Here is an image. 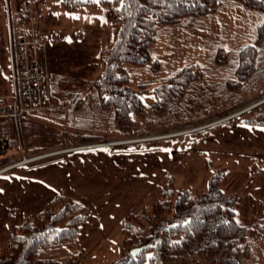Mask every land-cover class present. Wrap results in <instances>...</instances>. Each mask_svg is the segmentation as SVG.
I'll use <instances>...</instances> for the list:
<instances>
[{"label": "trees", "instance_id": "16d2710c", "mask_svg": "<svg viewBox=\"0 0 264 264\" xmlns=\"http://www.w3.org/2000/svg\"><path fill=\"white\" fill-rule=\"evenodd\" d=\"M231 1L256 15L252 40L238 48L218 45L210 57L211 67L207 72L197 62L178 67L153 86L154 100L143 105L139 92L147 89L148 83H140V90L133 87L127 65H147L151 72L161 73L162 60L151 54L160 32L182 25L193 26L198 20L217 13L227 1L98 0L100 18L115 23L118 30L114 42L98 53L99 74L85 81L91 90L94 112L96 109L103 115L109 114L111 128L131 136L137 131L135 120L165 115L172 105L186 101L188 87L205 75L213 73L212 79H216L215 76L221 74L220 87L227 88L229 77L242 78L257 71L258 63L264 61V0ZM95 3L93 0H60L66 12ZM26 20L27 15L19 14L16 22L27 23ZM63 83L61 77L53 82L50 98L56 103L71 94L72 106L79 109V103L84 105L85 100L80 92H64ZM60 135L65 136L63 144L98 138L94 133L73 134L66 130L60 131ZM2 153L1 150L0 155ZM14 159L10 156L0 158V167ZM253 174H249V178ZM223 175L224 171H220L210 177L207 188L196 198L185 188L176 189L169 180L161 187L160 199L126 212L120 221L121 252L110 264H200L190 248L202 238L209 217L219 211L226 214V219L217 224L216 240L203 248L208 256L206 260L208 264H239L238 254L242 252L241 241L246 227L240 226L233 216L235 196L224 193L220 187ZM90 213L89 207L80 200L64 194L54 195L40 211L24 217L12 227L4 249L0 250V264H81L82 250L63 260L41 258L38 251L75 243L80 225ZM257 224L258 221L251 227ZM133 247H142L135 256L129 253Z\"/></svg>", "mask_w": 264, "mask_h": 264}, {"label": "rangeland", "instance_id": "374dc122", "mask_svg": "<svg viewBox=\"0 0 264 264\" xmlns=\"http://www.w3.org/2000/svg\"><path fill=\"white\" fill-rule=\"evenodd\" d=\"M93 1L96 3L85 4L75 11L66 12L62 9L60 0H0V94H10L12 90L8 20L12 19L16 22L19 14H24L28 19L27 23H24L25 33L30 39L35 40V37L41 39L39 59L46 73V91L49 93L53 82L61 77L65 82L61 86V89L66 90L64 92H80L82 99L85 100L84 105L79 103L80 107L76 110L72 106L73 102L71 103L72 99L69 98L71 94H69L67 99L56 102L58 105L54 107L55 109L29 112L20 119L17 134H15L16 129L13 128L15 133L10 136L13 139H10L8 147L2 150L6 153L1 154L0 158L10 156L15 158L13 161H16L23 156L45 153L66 155L78 151L68 150L71 147L96 143H107L98 146L99 148L162 146L166 150L170 149L172 155L168 154V158L174 157L176 162L173 163L166 177L162 178L159 193L162 185L171 180L176 189H182L185 186L190 190L191 196L196 198L207 188L210 177L223 170L214 168L206 177L205 170L216 166V158L219 159L220 155L217 157L215 152L197 153L193 148L196 147L200 138H205L207 133L213 132L212 128L205 126L209 125L208 120L239 111L264 96V61L258 63L256 74L251 72L242 78L229 77L227 88L220 87L221 81H218V78L221 74L215 76L216 79H212L213 73L205 75V78L188 87L186 101L172 105L163 116L151 119L138 118L135 120L136 134L127 135L111 128L109 114L103 115L96 109L94 112L91 90L85 83L99 74L98 53L114 42L118 30L115 23L99 17L98 0ZM226 1L217 13L198 20L193 26L182 25L160 32L158 42L151 49V54L162 60L161 73L151 72L147 65H127L133 87L140 90L141 88H138L140 83H148L147 89L139 92L143 105H149L154 100L153 86L178 67L197 62L207 72L211 67L210 57L218 45L229 49L238 48L252 40L256 15L231 0ZM76 111L82 112L83 115ZM62 130L73 134L94 133L98 135V138L63 144L65 136L60 135ZM195 130L199 131L193 132ZM180 147L185 149L182 152L184 156L181 158L176 154V148ZM59 150L60 152H57ZM157 157L160 155L154 156L152 160L154 165L157 162L159 167ZM203 159L210 160L201 163L205 170L199 167L197 162ZM260 166V161L254 162L252 170H257ZM202 184L205 187H201ZM159 193L157 197L150 198L149 203L146 202L134 210L149 206L158 198L160 199ZM67 196L76 198L72 195ZM120 234V226L118 232L114 229L110 233L109 239L114 242L111 246L113 250L89 251L81 256V264H110L120 255L115 249L116 236L121 240ZM4 246L5 243L0 240V250H3ZM78 250L75 244L46 247L38 251V256L63 260ZM259 253L257 252L258 255ZM192 254L200 264H208L206 253ZM260 257L259 264H264V251Z\"/></svg>", "mask_w": 264, "mask_h": 264}, {"label": "crops", "instance_id": "0c3cea01", "mask_svg": "<svg viewBox=\"0 0 264 264\" xmlns=\"http://www.w3.org/2000/svg\"><path fill=\"white\" fill-rule=\"evenodd\" d=\"M263 106L264 96L239 111L208 120L207 124L213 123L209 126L213 132L200 138L193 148L197 153L220 155L216 158V166L207 170L201 163L209 159L197 162L205 170L206 177L214 168L223 170L220 187L224 193L235 196L233 216L240 226L246 227L241 241L242 252L238 254L239 264H259L264 251ZM78 114L83 115L80 111ZM13 128V122L3 126L9 141L13 139L10 138ZM196 131L199 130L193 132ZM76 150L66 155L48 154L0 173L1 241L5 243L14 225L38 212L55 194H67L91 209L89 217L80 225L77 241L72 244L83 251L82 255L99 249L113 250L110 233L114 229L118 232L127 211L157 197L162 178L176 162V158H168V154L172 155L170 149L162 146ZM184 150L176 148V154L181 158ZM157 155H160L156 158L159 167L152 160ZM257 161L261 166L253 171L252 164ZM209 165L212 167L211 163ZM251 173L254 174L249 178ZM201 187H205L204 184ZM183 188L190 193L187 187ZM257 221L258 224L251 227ZM121 248V240L116 236L115 249L120 253Z\"/></svg>", "mask_w": 264, "mask_h": 264}, {"label": "built area", "instance_id": "2783aa9c", "mask_svg": "<svg viewBox=\"0 0 264 264\" xmlns=\"http://www.w3.org/2000/svg\"><path fill=\"white\" fill-rule=\"evenodd\" d=\"M9 50L12 65V90L10 94H0V150L9 144V134L3 126L9 122L14 123L18 133V121L31 111L50 110L56 106L54 100L46 91V73L39 59L42 43L39 39H30L25 33L26 25L8 20ZM213 123H210V126ZM107 143H96L84 146L71 147L68 150L98 147ZM64 151V150H61ZM57 152H60L57 151ZM51 153L23 156L21 159L10 162L0 168V173L18 165L31 162ZM226 219L223 211L214 213L209 217L202 238L191 248L192 253L202 255L203 248L216 240L217 224Z\"/></svg>", "mask_w": 264, "mask_h": 264}, {"label": "water", "instance_id": "95a60500", "mask_svg": "<svg viewBox=\"0 0 264 264\" xmlns=\"http://www.w3.org/2000/svg\"><path fill=\"white\" fill-rule=\"evenodd\" d=\"M142 247H133L129 250V253L132 255V256H135L136 253L141 249Z\"/></svg>", "mask_w": 264, "mask_h": 264}]
</instances>
